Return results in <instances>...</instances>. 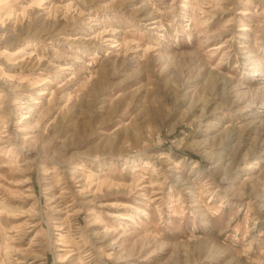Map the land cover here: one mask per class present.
<instances>
[{
	"label": "rangeland",
	"instance_id": "1",
	"mask_svg": "<svg viewBox=\"0 0 264 264\" xmlns=\"http://www.w3.org/2000/svg\"><path fill=\"white\" fill-rule=\"evenodd\" d=\"M0 264H264V0H0Z\"/></svg>",
	"mask_w": 264,
	"mask_h": 264
}]
</instances>
